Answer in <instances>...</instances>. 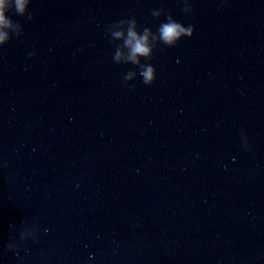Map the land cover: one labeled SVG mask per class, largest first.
Masks as SVG:
<instances>
[{"label":"clouds","instance_id":"9594fccd","mask_svg":"<svg viewBox=\"0 0 264 264\" xmlns=\"http://www.w3.org/2000/svg\"><path fill=\"white\" fill-rule=\"evenodd\" d=\"M30 3L31 0H0V46L7 44L12 35L19 37L22 34L21 24L6 13L14 11L16 15L31 20L32 14L28 11ZM184 12H191V8L186 6ZM162 13V9L153 10L152 15L159 18ZM108 33L115 47L114 62L132 64L138 69V72L129 70L124 75L125 84L127 85L128 81L134 80L139 75L145 85L151 86L156 80V69L150 63H142V60L150 61L153 58L154 49L161 43L168 47H175L182 38H191L194 34V27L192 25L185 26L168 14L166 22H162L156 32L147 27L141 30L137 20L133 17L114 22L109 26ZM243 142L247 146L246 137ZM30 236L32 234L28 230H24L21 232V241L29 240ZM32 238L35 239L34 236ZM17 247L14 244L8 245L9 250L13 252Z\"/></svg>","mask_w":264,"mask_h":264}]
</instances>
